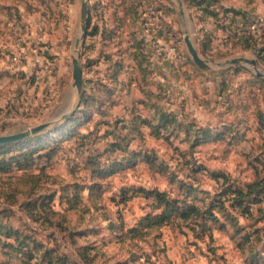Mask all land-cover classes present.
I'll return each instance as SVG.
<instances>
[{
	"label": "rangeland",
	"instance_id": "1",
	"mask_svg": "<svg viewBox=\"0 0 264 264\" xmlns=\"http://www.w3.org/2000/svg\"><path fill=\"white\" fill-rule=\"evenodd\" d=\"M43 122L0 143V264H264V0H0V135Z\"/></svg>",
	"mask_w": 264,
	"mask_h": 264
},
{
	"label": "water",
	"instance_id": "2",
	"mask_svg": "<svg viewBox=\"0 0 264 264\" xmlns=\"http://www.w3.org/2000/svg\"><path fill=\"white\" fill-rule=\"evenodd\" d=\"M185 42L187 45V48L189 52L192 55L193 60L200 66H205V67H223L226 65H234V64H241V63H251L255 64V60L253 58L249 57H232L228 58L222 61H216V60H205L203 59L196 51L190 37L187 35L185 36ZM73 77L75 84L77 85L78 90L81 89L82 86V71H81V65L79 62L78 57H75L73 59ZM48 125L47 122H43L37 125H34L30 127L28 130L20 131L17 133H12V134H7V135H0V143H6L10 141H14L17 139L24 138L28 136L29 134L35 133L42 128L46 127Z\"/></svg>",
	"mask_w": 264,
	"mask_h": 264
},
{
	"label": "trees",
	"instance_id": "3",
	"mask_svg": "<svg viewBox=\"0 0 264 264\" xmlns=\"http://www.w3.org/2000/svg\"><path fill=\"white\" fill-rule=\"evenodd\" d=\"M241 37V39H243V41L244 42H249V40H251V38H252V36L251 35H242V36H240ZM57 143V142H56ZM55 143V144H56ZM54 149H55V146H54V144L53 145H50L49 147H48V149H47V152L45 153L46 155H48L49 157H51V155H52V153H53V151H54ZM25 155H23V157H24ZM12 158L13 157H15V158H17V157H19L18 155H15V156H11ZM8 160H11L10 158L8 159ZM13 161H15V160H13ZM157 195H161L160 194V192H158L157 193ZM162 196V195H161ZM164 201V200H163ZM160 217H161V215L160 214H157V215H155V216H153V218H156V219H158V222H160L161 220H160ZM161 223V222H160ZM139 224V223H138ZM144 227L146 226V225H143ZM64 228H66V227H64ZM141 228H143V227H141ZM137 229H138V227H132V228H130V229H128L127 231H134V232H136L137 231ZM141 230V229H140ZM65 236H67V234H65ZM50 251H54V250H50V249H46L45 250V252H50ZM44 254H41V256H43ZM45 256V255H44Z\"/></svg>",
	"mask_w": 264,
	"mask_h": 264
},
{
	"label": "built area",
	"instance_id": "4",
	"mask_svg": "<svg viewBox=\"0 0 264 264\" xmlns=\"http://www.w3.org/2000/svg\"><path fill=\"white\" fill-rule=\"evenodd\" d=\"M247 27L252 30V32H255L258 29V24L255 21L249 23L247 22Z\"/></svg>",
	"mask_w": 264,
	"mask_h": 264
}]
</instances>
